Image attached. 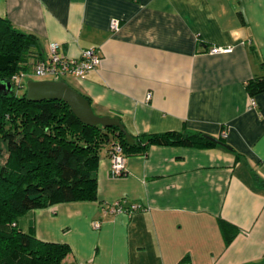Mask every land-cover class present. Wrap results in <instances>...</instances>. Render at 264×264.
I'll return each instance as SVG.
<instances>
[{"label": "crops", "instance_id": "1", "mask_svg": "<svg viewBox=\"0 0 264 264\" xmlns=\"http://www.w3.org/2000/svg\"><path fill=\"white\" fill-rule=\"evenodd\" d=\"M0 18L41 60L52 41L72 59L93 49L100 64L69 86L131 137L226 136L228 149L150 146L113 179L101 148L93 200L19 217L69 249L59 264H264V92L244 89L264 77V0H0ZM117 201L124 212L106 211Z\"/></svg>", "mask_w": 264, "mask_h": 264}, {"label": "trees", "instance_id": "2", "mask_svg": "<svg viewBox=\"0 0 264 264\" xmlns=\"http://www.w3.org/2000/svg\"><path fill=\"white\" fill-rule=\"evenodd\" d=\"M39 61L38 40L0 18V81L11 83L10 91L0 89V138L8 157L0 164V264H59L68 255L65 245L39 241L33 226L22 229L18 220L35 208L93 200L101 148L109 151L118 145L125 158L145 154L150 146H216L198 133L173 131L135 136L134 143L128 145L115 127L80 123L64 102L34 103L24 92L14 94L24 84L17 86L11 77L29 71ZM244 89L248 97L261 94L264 77L249 80ZM217 140L223 141L220 136ZM224 225L220 223L223 232ZM230 238L224 232L226 244Z\"/></svg>", "mask_w": 264, "mask_h": 264}, {"label": "built area", "instance_id": "3", "mask_svg": "<svg viewBox=\"0 0 264 264\" xmlns=\"http://www.w3.org/2000/svg\"><path fill=\"white\" fill-rule=\"evenodd\" d=\"M110 31H117L118 23L115 19H111L108 23ZM48 55L45 60L39 61L38 64L31 67L29 71H21L11 77V81L17 86H21V80L27 78L29 75L35 77L48 76L52 77L54 81L62 79V77H71L77 79H83L90 71H94L100 64V58L95 54L93 49H85L77 58H70L60 54V46L56 42H49L47 45ZM228 52V49L222 50L221 48H212L209 54H224ZM220 138L224 139L225 133L223 130L219 133ZM108 153L109 159V172L110 178H121L124 173V159L118 145H113ZM135 207H129L131 211ZM106 211L111 213L124 212L120 205V202H114L106 207ZM94 227H98V224H94Z\"/></svg>", "mask_w": 264, "mask_h": 264}, {"label": "water", "instance_id": "4", "mask_svg": "<svg viewBox=\"0 0 264 264\" xmlns=\"http://www.w3.org/2000/svg\"><path fill=\"white\" fill-rule=\"evenodd\" d=\"M25 98L28 101H34V103H40L41 101H61L64 102L67 107L70 109V112L74 116V118L78 119L80 123L88 126H101L103 128H111L115 127L118 129L119 133H121L124 137V141L128 145H132L134 140L132 137L126 132L123 126L120 124L119 119L115 117H105V116H96L92 108L89 106L87 99L81 96L76 90H73L69 85H67L63 80L62 81H26L25 84ZM0 89L8 90L11 89V83L8 81L1 82L0 81ZM207 140L214 142L224 148L221 142L217 139H213L211 137L204 136ZM228 149V148H226Z\"/></svg>", "mask_w": 264, "mask_h": 264}, {"label": "rangeland", "instance_id": "5", "mask_svg": "<svg viewBox=\"0 0 264 264\" xmlns=\"http://www.w3.org/2000/svg\"><path fill=\"white\" fill-rule=\"evenodd\" d=\"M29 79H32V81H39V80H45V81H51V80H54L52 77H48V76H43V77H35L33 75H29L27 78H24L21 80V82L24 84V86L22 88H18L16 90L13 91L14 94L16 95H20L21 93H23L25 91V84H26V81H29ZM58 81H64L67 85H70V82H69V78L68 77H62V79H57ZM104 150L101 149L99 153H102ZM7 153H5V150H4V143L3 141L1 140L0 138V164H5L7 162Z\"/></svg>", "mask_w": 264, "mask_h": 264}]
</instances>
